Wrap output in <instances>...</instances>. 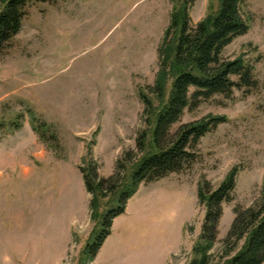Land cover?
Wrapping results in <instances>:
<instances>
[{"label":"rangeland","instance_id":"obj_1","mask_svg":"<svg viewBox=\"0 0 264 264\" xmlns=\"http://www.w3.org/2000/svg\"><path fill=\"white\" fill-rule=\"evenodd\" d=\"M216 7L217 0H194L190 24ZM171 8V0L27 4L20 31L0 49V155L12 156H0V264H93L83 254L94 222L80 169L92 175L97 168L98 177L108 178L118 168L121 183L129 182L143 156L136 149L140 133L153 150L148 144L161 108L154 93L158 48ZM244 14L248 31L222 57L250 63L255 87L196 101L170 127L174 137L182 125L225 118L200 138L193 164L140 184L117 216L114 244L132 250V264H152L175 250L181 252L167 264L187 263L205 216L197 199L201 182L214 190L231 168L237 172L209 264L224 255L233 207L262 200L264 0H246Z\"/></svg>","mask_w":264,"mask_h":264},{"label":"trees","instance_id":"obj_2","mask_svg":"<svg viewBox=\"0 0 264 264\" xmlns=\"http://www.w3.org/2000/svg\"><path fill=\"white\" fill-rule=\"evenodd\" d=\"M31 1H3L0 49L20 31L26 6ZM171 1L169 24L158 48L159 70L154 93L157 101L161 102V108L154 114L155 127L148 144L153 150L147 151V144L141 140L143 134L140 133L136 138V149L143 156L134 163L136 168L129 182L121 183L123 175L118 176V168L108 178L98 177L97 168L92 175L84 174L80 169L85 189L90 194V217L94 222L90 239L83 249L90 262L109 236L114 218L124 212L128 199L135 194L138 186L193 164L196 161L193 150L200 138L225 120L224 117L203 118L182 125L175 136L170 137V127L180 120L184 110L196 101L213 96L229 98L235 88L252 89L256 84L254 68L250 63L241 58L226 60L222 57L224 48L249 29L244 14L246 0H217L216 9L195 25L190 24L188 14L194 0ZM31 124L33 131L40 134L35 121ZM17 126V123L13 125ZM128 154L129 157L131 154ZM236 173V169L231 168L214 190H209L204 182L198 185L197 199L205 207V216L201 233L186 264L210 263V251L217 241L222 204L231 199ZM261 199L260 203L251 207H233L234 218L222 242L225 249L219 264H264V183ZM93 236L96 237L95 242L91 241ZM236 248L237 251L229 256V252Z\"/></svg>","mask_w":264,"mask_h":264},{"label":"crops","instance_id":"obj_3","mask_svg":"<svg viewBox=\"0 0 264 264\" xmlns=\"http://www.w3.org/2000/svg\"><path fill=\"white\" fill-rule=\"evenodd\" d=\"M6 154L3 153V155H0L2 157V160L11 159L12 156L9 157V155ZM10 167L14 168V166H10ZM5 169L7 170L8 168ZM118 218L119 217L114 218L112 222L111 232L109 236H107V238L104 240L100 248L98 249L96 256L93 260V264H132L131 263V260L133 259L132 250L120 248V246L114 244L115 241L113 237L115 230L114 226ZM180 252L181 251L175 250L169 253H163L162 255L154 258L152 264H167L171 256L178 255V253ZM144 264H151V263L149 262Z\"/></svg>","mask_w":264,"mask_h":264}]
</instances>
